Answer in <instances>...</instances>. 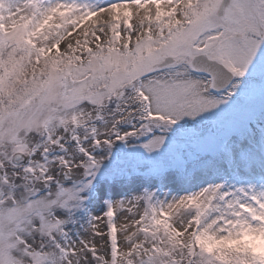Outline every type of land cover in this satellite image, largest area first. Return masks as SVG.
I'll use <instances>...</instances> for the list:
<instances>
[{"label":"snow or ice","instance_id":"obj_1","mask_svg":"<svg viewBox=\"0 0 264 264\" xmlns=\"http://www.w3.org/2000/svg\"><path fill=\"white\" fill-rule=\"evenodd\" d=\"M0 264H264V0H0Z\"/></svg>","mask_w":264,"mask_h":264}]
</instances>
